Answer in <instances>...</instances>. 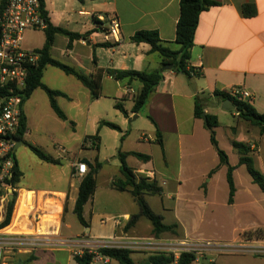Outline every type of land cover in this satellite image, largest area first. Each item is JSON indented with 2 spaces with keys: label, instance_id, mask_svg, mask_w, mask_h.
Wrapping results in <instances>:
<instances>
[{
  "label": "crops",
  "instance_id": "obj_1",
  "mask_svg": "<svg viewBox=\"0 0 264 264\" xmlns=\"http://www.w3.org/2000/svg\"><path fill=\"white\" fill-rule=\"evenodd\" d=\"M211 1L217 2V5L200 14L191 59L188 63L189 69H195L200 74L188 77L173 69L164 70V80L142 110L134 114L132 113L133 97L141 88L140 83L134 81L127 84L116 81L106 71L110 69L162 71L159 54L149 53L150 45L133 44L130 39L137 31L157 30L166 46L174 51L179 50L180 47L176 43V26L180 17V0H85L84 2L44 0L48 18L55 27L79 34L88 33L86 39L76 40L70 46L67 37L57 35L51 48V56L85 74H94L102 70L104 72L102 97L92 100L89 90L75 77L67 74L68 79L64 87L52 88L44 79L48 68L53 66L45 68L42 82L50 89L62 92L64 95L58 97L72 104L68 110L61 105L59 107L67 117V120H62L67 123L63 124L71 126L78 135L79 150L71 154L63 147L65 151L60 150L57 157L47 154L58 161V164L44 162L39 158L50 167H61L60 175L56 176L54 173L51 177L52 182H48L47 186L22 184V179H25L26 175L14 151L22 177L16 188L13 187L12 195L13 198L16 197L13 217L11 223L2 229L3 233L40 234L46 235L50 240H70L72 227L66 223V215L69 211L74 214L82 181V178L75 173L74 165L84 163L83 160L95 165V160L98 159L101 168L96 175L97 188L89 203L88 215L85 211V216H90L91 226L86 229L88 232L76 235L78 240L110 239L118 244L150 239L181 240L185 237H193L194 229L190 225L195 226L194 223H203L212 219L217 216L219 208H239L244 213H252L256 210L258 206L252 201H246L242 205L238 203L240 181L244 180L253 188L255 183L246 166L240 164V155L232 143L236 141L250 145L255 165L260 163L263 168L260 167L259 170L264 174V135L260 134L258 127L239 118L237 112L224 109V101L214 97L213 94L215 91L223 92L233 87H240L253 95L254 99L251 102L253 107L259 114L264 115V0ZM246 4L255 5L257 9L255 16H243L241 9ZM113 17L119 18L121 22L119 43L105 42L104 39L105 29H108L109 21ZM103 43L115 46L103 47L101 46ZM44 44L37 50L42 49ZM109 82L112 83V87L109 86ZM38 90L40 89L35 90L23 105L26 132L23 144L17 142L19 146L15 150L20 146H27L25 142L32 144L28 141L31 127L39 128V124L33 122L28 109V104ZM197 98L205 99L203 102L205 114L217 117L216 138L219 147L228 155L230 165L235 167L233 176L236 194L233 204L228 202V168L220 165L218 152L211 144L210 133L204 120L195 118ZM102 99H110L113 102L122 100L128 116L122 114L123 117L118 118V123L94 116L91 109ZM57 103L59 104L58 100ZM71 110H75L74 116L69 114ZM229 113L232 119L228 120L227 125H223L222 118ZM142 114L146 115L151 124L150 133L141 134L138 140L132 137L131 129L130 134L123 135L126 127L131 128L132 120L140 119ZM101 122L114 124L119 130L101 125ZM105 128L115 132L113 144L116 151H118L119 138L122 137L120 151L136 152L150 157L149 160L143 161L130 155L126 161L138 177L150 175L151 179L162 188L161 196L147 195L145 199L150 208L157 215L162 216L165 225H176L174 232L156 237L153 234V225L151 222L146 223L143 216L125 231V226L132 216L140 213V207L131 193L119 192L113 188V181L123 178L120 167L114 176L105 175L102 178L100 176L104 158H101L104 147L101 132ZM157 132L161 135L162 145L159 143ZM219 133H226L225 145L221 143ZM94 136L98 137L99 142L96 149L84 145L88 137ZM62 155H67L64 156L68 160L66 166L61 163ZM87 167L90 170L88 165ZM168 181L175 183V186L172 192L166 195L163 186ZM153 196L160 198L159 208H154L149 202V198ZM258 197L260 204L264 205V196L258 195ZM164 198L171 200L173 204H165ZM67 202L68 210L65 214ZM8 203L9 200L5 202L4 209L0 213V224L6 217ZM111 204H115L116 207H108ZM99 224L103 225L104 229L109 226L113 228V235L100 237L95 232ZM237 240L243 241L244 238L240 237ZM248 242L264 246V240L252 239ZM131 250L132 257L136 256L134 262L138 264L145 263L151 254V251L144 249ZM59 252L65 251L47 247L37 248L32 252L15 249L8 252L0 264H60L57 255ZM70 254L69 259L74 262L71 250ZM113 261L107 259L106 263L110 264ZM214 262L217 264L216 261Z\"/></svg>",
  "mask_w": 264,
  "mask_h": 264
},
{
  "label": "trees",
  "instance_id": "obj_2",
  "mask_svg": "<svg viewBox=\"0 0 264 264\" xmlns=\"http://www.w3.org/2000/svg\"><path fill=\"white\" fill-rule=\"evenodd\" d=\"M5 2L6 0H1ZM84 2L85 0H79ZM43 6V14L47 20L48 27L44 30L46 35V41L42 49L39 52L42 58L39 65L33 68L30 72L28 85L23 92V103L21 112V122L17 133L14 135L15 140H23L26 132V116L24 114L23 105L30 98L33 92L37 89L43 90L49 97L50 105L53 111L61 120H67L65 113L59 107L57 103V97L63 96L64 94L60 91L52 90L42 82L43 72L47 66H53L62 70L65 74L75 77L79 82H81L90 92L92 100H97L102 97V80L104 77V72L99 70L94 74H85L80 70H77L71 66H68L51 56V48L54 43V39L57 35H62L68 38L69 46L76 40L82 38H87L88 33L79 34L70 32L66 29L55 27L48 18V12L45 9L44 0H41ZM217 2L211 0H180V17L176 26V43L179 45V50L174 51L170 47L166 46L161 40L159 32L157 30H140L137 31L130 39L133 44H148L151 49L149 53L159 54L162 62V68L166 66H173V71L177 73L185 74L188 77L192 75H199L195 69H189L188 63L191 59V53L194 46V38L197 26L199 24V17L203 11L208 10L212 6H216ZM241 13L245 17H253L257 14V9L254 4H246L241 9ZM107 31V29H105ZM103 47H113L115 45L110 43H103ZM106 73L112 76L116 81L127 82L131 84L132 82H138L141 85L139 91L133 97L134 106L132 108V113L138 114L145 104L148 102L151 95L156 91L158 85L164 80V74L161 70L154 72L147 71H137V70H107ZM221 100H231L233 104L239 109L240 113L238 117L249 121L254 126L258 127L260 134L264 135V115L259 114L253 107L252 103L248 101H242L235 97H232L226 92L215 91L213 94ZM204 100L197 98L195 101L194 115L197 119H202V114L204 113ZM115 108L119 110L123 115L128 116L127 110L124 108L123 101L120 100L116 103ZM207 122L205 126L210 133V140L212 146L218 152L220 158V165H225L228 168L227 181L229 184V204L234 203V197L236 194V186L234 181L233 172L235 167L231 166L229 163L228 155L219 147V143L216 138V128L218 127V119L214 115L206 114ZM152 120V118H150ZM101 125L108 126L112 129L119 130V127L106 122H101ZM159 137V143L162 145L161 135L157 132ZM94 138L98 141V137H88ZM87 138V139H88ZM29 149L42 161L58 164V161L54 160L52 157L47 155L43 150L37 148L36 146L25 142ZM233 147L238 151L240 155V164L245 165L249 174L251 175L255 184H257L262 192L264 193V174L257 169L255 165V160L251 155L252 150L250 145L244 143L233 141ZM135 156L140 160L147 161L149 156L129 152L125 153L118 151L117 157L120 161V169L123 178H117L113 181V188L119 192H129L135 198L136 202L140 207V213L138 215L132 216L130 221L125 226V231L128 230L140 216L148 219L153 225V234L156 237L161 236L164 233L174 232L176 225H165L163 223V218L157 215L149 206L145 197L147 195H159L162 194V188L156 181L151 180L147 177H138L134 171L127 164L128 156ZM13 159L15 162L14 167V177L11 184L14 188L20 182L22 173L18 167L17 160L13 154ZM90 170L82 178L79 186L78 195L74 207V214L77 221L84 227L89 228L91 226L90 216L87 218L85 216V207L91 202L97 188L96 175L98 170L101 168V163L98 159L95 160V165L90 163L88 160H83ZM95 171V173H94ZM16 197L9 201L6 217L4 221L0 224V229L7 227L12 220L13 211L15 206ZM68 210V202L65 208V214ZM103 257L110 260H116L119 264H138L134 262L132 258L133 251L125 248H101L97 251ZM95 254L89 250H84L81 255H74L75 264H93ZM194 255L189 253H182L180 257L176 260L173 254L156 252L151 253L147 258L145 263L140 264H193ZM207 264H216L214 261Z\"/></svg>",
  "mask_w": 264,
  "mask_h": 264
},
{
  "label": "rangeland",
  "instance_id": "obj_3",
  "mask_svg": "<svg viewBox=\"0 0 264 264\" xmlns=\"http://www.w3.org/2000/svg\"><path fill=\"white\" fill-rule=\"evenodd\" d=\"M46 40V35L44 30H28L24 34V41L22 42V48L25 50H35L40 48L44 41ZM106 51V50H104ZM68 76L60 69L55 67H49L46 77L44 79L45 83L51 86L52 88H62L65 86ZM73 79V78H70ZM76 81V80H75ZM109 86L112 87V83L109 82ZM59 101V106L64 108H70V104L67 100L62 98H57ZM117 102H113L110 99H102L92 107V114L95 116L106 118L111 120L114 123H118V118H122L123 115L120 111L115 108ZM129 105V103H126ZM28 109L33 122L39 124V128L32 126L31 133L28 138V141L35 145L37 148L43 150L46 154L52 155L54 157L58 156L60 152V147L66 148L71 154L76 153L79 150L80 142L78 141V135L73 131L71 126H67V123L60 120L56 114H54L48 95L43 90H38L34 94V98L28 104ZM233 113V112H232ZM71 116H74L75 110L69 111ZM222 118V124L227 125L228 120L232 119L231 114H227ZM132 125L126 127L123 131V135L130 134V129L132 130V137L135 140H138L141 134L148 135L150 132L149 128L151 124L146 118V115L142 114L140 119L132 120ZM114 131L111 129H103L101 135L104 140V147L102 150L101 158L102 160V172L100 174L101 178L105 175L114 176L118 172L120 167V161L117 157V153L120 150L121 138H119V143L117 144L118 151H116L113 144V135ZM220 141L223 145L227 142V135L219 133ZM264 145V144H263ZM17 159L21 162L22 168L24 169L25 179H22V184L26 186L35 185V186H47L48 182H52L51 177L56 173V176H59L61 171L60 166L50 167L46 163L42 162L27 146H20L15 150ZM67 155H62L61 163L66 166L68 160L65 159ZM131 166L132 163H130ZM256 167L259 170L261 165L256 163ZM263 168V167H261ZM246 171V170H245ZM240 199L239 205L244 204L246 201L257 204L256 210L252 213H244L243 210L239 208H219L217 211V216H214L212 219H208L210 222L204 221L203 223H194L195 226L190 225L194 233L190 238H201L209 239L211 241L219 242L221 245L232 246L226 247L223 249L224 252L212 253V258L217 264H264V254H254L250 252L236 251L234 246H238L237 242L240 237L244 239H258L264 240V229L261 230L264 226V205L260 204V198L258 195L264 196L258 185H254L255 188L250 187L248 183L244 180L240 181ZM175 183L169 182L163 186L164 191L171 193L174 188ZM222 190L220 191V195ZM165 204H173L171 200L164 198ZM154 208L160 207V198L158 196H153L149 198ZM108 207H116L115 204H111ZM90 209L88 204L85 207V211ZM88 215V213L86 214ZM88 218V217H87ZM144 221L150 224V221L144 218ZM66 223L71 225V238L70 240H77V234L81 235L86 231L87 228H84L78 221L71 211L66 215ZM98 228L95 229V232L102 238L111 236L114 233V229L110 226L106 229L103 228V225H97ZM196 228V231H195ZM240 237L238 238V236ZM236 243V244H235ZM73 245L71 246H62L58 249H63L65 252L57 253L60 264H73V260L69 256L70 250H72ZM82 249L75 248L73 249L72 255L75 251ZM133 260H136V256L132 257ZM58 264V263H57ZM94 264H109L104 262V260H95ZM110 264H119L114 260Z\"/></svg>",
  "mask_w": 264,
  "mask_h": 264
},
{
  "label": "built area",
  "instance_id": "obj_4",
  "mask_svg": "<svg viewBox=\"0 0 264 264\" xmlns=\"http://www.w3.org/2000/svg\"><path fill=\"white\" fill-rule=\"evenodd\" d=\"M47 27L48 23L43 14L41 0H6L5 2L0 0V199H3L4 202L11 200L9 195H12L13 190L11 181L14 177L13 154L16 147L14 135L21 122L23 92L28 85L31 70L39 65L42 58L37 49H23L22 42L26 31L45 30ZM121 29L119 18H111L104 34L105 42L119 43ZM223 92L250 103L254 99L251 93L240 87H233ZM84 145L96 149L99 142L94 138H88ZM60 150L65 151L62 147ZM74 168L75 173L81 178L89 172L85 163H76ZM145 177L151 179L150 175ZM248 240L252 239L238 241V246H234L235 250L264 254V246L250 244ZM67 245H73L72 250L82 247L79 251H75L74 255H81L84 250L93 252L95 254L94 261L98 259L106 262L108 259L97 252L99 249L117 247L130 250L144 249L151 253H170L176 260L182 253H189L194 255L193 264L213 262V252L222 253L224 248L232 247L209 239L190 237L181 240L150 239L128 244H118L110 239L50 240L46 238V235H10L3 233L0 229V263L3 262L8 252L15 249L32 252L37 248H59Z\"/></svg>",
  "mask_w": 264,
  "mask_h": 264
},
{
  "label": "water",
  "instance_id": "obj_5",
  "mask_svg": "<svg viewBox=\"0 0 264 264\" xmlns=\"http://www.w3.org/2000/svg\"><path fill=\"white\" fill-rule=\"evenodd\" d=\"M172 69H173V66H171V65L170 66H166V67L163 68L162 72L164 70H172ZM223 108L226 109V110H233V111L237 112L238 114L240 113L239 109H237V107L229 99L224 100V102H223ZM202 119L204 120L205 123L207 122V118H206V114L205 113L202 114ZM17 142H20V144H23V140H16V147H15V149L17 148V146H19V144L17 145ZM94 173H95V171H94ZM12 199H13V195H11V200Z\"/></svg>",
  "mask_w": 264,
  "mask_h": 264
},
{
  "label": "bare ground",
  "instance_id": "obj_6",
  "mask_svg": "<svg viewBox=\"0 0 264 264\" xmlns=\"http://www.w3.org/2000/svg\"><path fill=\"white\" fill-rule=\"evenodd\" d=\"M4 200L3 199H0V213L3 211L4 209Z\"/></svg>",
  "mask_w": 264,
  "mask_h": 264
}]
</instances>
